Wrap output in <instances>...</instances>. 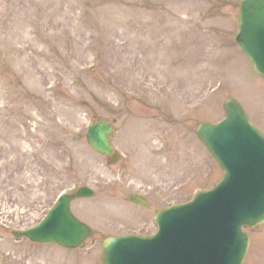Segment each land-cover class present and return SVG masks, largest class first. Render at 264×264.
<instances>
[{"label":"rangeland","instance_id":"obj_1","mask_svg":"<svg viewBox=\"0 0 264 264\" xmlns=\"http://www.w3.org/2000/svg\"><path fill=\"white\" fill-rule=\"evenodd\" d=\"M239 0H0V264H102L108 235L150 234L154 213L222 176L195 135L233 98L264 134V79L236 44ZM115 126L117 162L86 143ZM91 228L77 248L17 240L61 192ZM141 195L147 206L130 203ZM242 264H264V223Z\"/></svg>","mask_w":264,"mask_h":264},{"label":"water","instance_id":"obj_2","mask_svg":"<svg viewBox=\"0 0 264 264\" xmlns=\"http://www.w3.org/2000/svg\"><path fill=\"white\" fill-rule=\"evenodd\" d=\"M236 42L264 77V0H241ZM223 109L221 121H203L196 128L197 137L223 171L219 183L187 203L158 212L159 229L152 236L106 237L100 255L103 264L242 263L249 243L242 226L255 227L264 221V135L235 100L226 99ZM112 132L107 120H98L86 129L87 143L98 153L109 154ZM117 158L114 153L112 159ZM91 194L89 188L82 187L60 196L38 225L14 235L78 246L88 228L71 215L69 201ZM129 200L146 204L136 196Z\"/></svg>","mask_w":264,"mask_h":264}]
</instances>
